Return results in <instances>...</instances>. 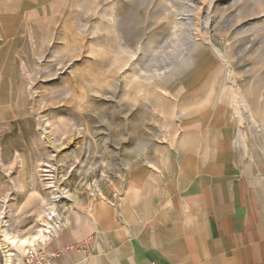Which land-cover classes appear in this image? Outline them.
<instances>
[{
  "label": "rangeland",
  "instance_id": "1",
  "mask_svg": "<svg viewBox=\"0 0 264 264\" xmlns=\"http://www.w3.org/2000/svg\"><path fill=\"white\" fill-rule=\"evenodd\" d=\"M206 123L264 177V0H0V264L51 211L146 212Z\"/></svg>",
  "mask_w": 264,
  "mask_h": 264
},
{
  "label": "crops",
  "instance_id": "2",
  "mask_svg": "<svg viewBox=\"0 0 264 264\" xmlns=\"http://www.w3.org/2000/svg\"><path fill=\"white\" fill-rule=\"evenodd\" d=\"M182 145L180 179L146 212L126 205L138 202L135 189L121 211L95 206L48 248L82 242L88 254L70 253L69 264H264V177L237 135L206 123Z\"/></svg>",
  "mask_w": 264,
  "mask_h": 264
},
{
  "label": "bare ground",
  "instance_id": "3",
  "mask_svg": "<svg viewBox=\"0 0 264 264\" xmlns=\"http://www.w3.org/2000/svg\"><path fill=\"white\" fill-rule=\"evenodd\" d=\"M235 101H236V105H238V106L240 104L244 105V100L240 94H237ZM49 217L53 218L52 223H47L46 225H42V228L33 236L23 238V239H19L17 237H11L10 235H4L3 238L6 239L5 242L8 245V248H9V246L12 247V249L13 248L15 249L18 247H24L25 248V250H24L25 252H24L23 256L21 257V260H20V258L18 259V261H20L19 264H23L22 258L25 256V254L27 253V251L30 248H32V247L35 248L37 245H40V244H46L47 246H49L50 242L52 241V238H51V240H48V241H46V240L51 237L52 233H54L55 231H57L61 228L62 225H61L60 221H55V219H54V217H56L55 211H51L49 213ZM12 249L11 248L7 249V254H5V262H6L5 264H14V256H16V255L14 252H12Z\"/></svg>",
  "mask_w": 264,
  "mask_h": 264
},
{
  "label": "built area",
  "instance_id": "4",
  "mask_svg": "<svg viewBox=\"0 0 264 264\" xmlns=\"http://www.w3.org/2000/svg\"><path fill=\"white\" fill-rule=\"evenodd\" d=\"M72 252L87 255L88 249L82 242L71 243L57 250H50L46 244H40L27 251L23 264H69V254Z\"/></svg>",
  "mask_w": 264,
  "mask_h": 264
}]
</instances>
